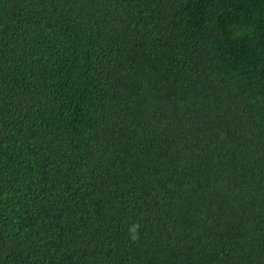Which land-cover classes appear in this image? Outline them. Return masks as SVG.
Masks as SVG:
<instances>
[{"label": "trees", "instance_id": "1", "mask_svg": "<svg viewBox=\"0 0 264 264\" xmlns=\"http://www.w3.org/2000/svg\"><path fill=\"white\" fill-rule=\"evenodd\" d=\"M0 264H264V0H0Z\"/></svg>", "mask_w": 264, "mask_h": 264}]
</instances>
